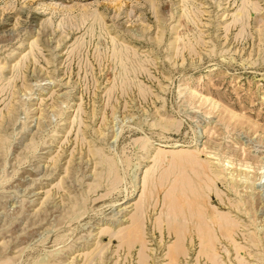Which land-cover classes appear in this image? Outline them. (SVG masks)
Segmentation results:
<instances>
[{
	"label": "rangeland",
	"instance_id": "1",
	"mask_svg": "<svg viewBox=\"0 0 264 264\" xmlns=\"http://www.w3.org/2000/svg\"><path fill=\"white\" fill-rule=\"evenodd\" d=\"M0 264H264V0H0Z\"/></svg>",
	"mask_w": 264,
	"mask_h": 264
},
{
	"label": "bare ground",
	"instance_id": "2",
	"mask_svg": "<svg viewBox=\"0 0 264 264\" xmlns=\"http://www.w3.org/2000/svg\"><path fill=\"white\" fill-rule=\"evenodd\" d=\"M173 148H174V147H173ZM178 151H179V150H178ZM158 152H159V151H158ZM160 152H161V151H160ZM162 152H163V151H162ZM162 152H161V153H162ZM173 152H175V151H173ZM183 152H185V150L182 151V154H183ZM187 153H188V152H187ZM182 154H181V155H182ZM185 154H186V153H185ZM185 154H183V155H184V156H183L184 158H185ZM186 155H187V154H186ZM192 155H193V154H192ZM178 156H179V155H178ZM178 156H177V157H178ZM187 156H189V154H188ZM195 156H196V155H195ZM179 157H180V156H179ZM181 157H182V156H181ZM183 157H182V158H183ZM189 157H190V156H189ZM190 158H192V157H190ZM198 158H199V157H198ZM187 159H188V158H187ZM179 160H181V158H179ZM182 160H183V159H182ZM185 160H186V159H185ZM188 160H189V159H188ZM204 161H206V160H204ZM204 161H201L202 164L204 163ZM188 162H190V161H187V163H188ZM192 162H193L194 165H197V166L199 165V163L197 162V158H195V157H193ZM190 164H191V163H190ZM193 164H192V165H193ZM206 165H207V161H206ZM208 165H209V164H208ZM208 165H207V166H208ZM197 166H196V167H197ZM202 166H203V165H202ZM207 166H206V167H207ZM192 167H193V166H192ZM199 167H201V166L199 165ZM199 167H197V168H199ZM203 167H204V166H203ZM206 167H205V168H206ZM111 168H112V167H111ZM207 168H208V167H207ZM202 169H203V168H202ZM210 169H211V168H210ZM205 170H207V169H205ZM192 171H193V170H192ZM200 172H201V170H200ZM212 172H213V171H212ZM197 173H198V172H197ZM208 173H209V172H208ZM213 173H214V172H213ZM213 173H212V174H213ZM194 174H195V172H194ZM200 174H202V173H200ZM206 174H207V173H206ZM206 174H205V176H206ZM212 174H211V175H212ZM203 175H204V174H203ZM196 176H197V175H196ZM209 176H210V175H209ZM197 177H198V176H197ZM202 177H203V176H202ZM161 178H162V176H161ZM204 178H205V177H204ZM204 178H203V180H204ZM206 179H207V177H206ZM206 179L204 180L205 182H206ZM211 179H212V178H211ZM200 180H201V179H200ZM200 180H199V181H200ZM207 182H209V181H207ZM207 182H206V183H207ZM211 182H212V181H211ZM158 183H159V181H158ZM206 183H205V184H206ZM188 184H190V183H188ZM203 184H204V182H203ZM205 184H204V185H205ZM171 185H172V184H171ZM195 185L198 186L199 183H198V184H195ZM201 185H202V184H201ZM208 185H209V184H208ZM172 186H173V185H172ZM197 186H196V187H197ZM192 187H193V186H192ZM167 188H168V193H169V187H167ZM185 188H186V187H185ZM188 188L192 189L191 187H188ZM197 188H198V187H197ZM193 189H194V187H193ZM173 190H175V188H173ZM203 190H204V189H203ZM205 190H206V189H205ZM191 191H192V190H191ZM198 191H199V190H198ZM171 192H172V191H171ZM173 192H174V191H173ZM173 192H172V193H173ZM199 192H201V190H200ZM204 192H205V191H204ZM206 192H207V191H206ZM206 192H205V193H206ZM168 193H167V195H168ZM182 193H183V192H182ZM190 193H191V192H190ZM164 194H165V192H164ZM188 194H189V192H188ZM196 194H197V193H196ZM199 194H200V193H199ZM206 194H207V193H206ZM167 195H165V196H167ZM190 195H192V194H190ZM197 195H198V194H197ZM202 195H203V194H202ZM202 195H201V196H202ZM163 196H164V195H163ZM168 196H170V195H168ZM204 196H205V195H204ZM207 196H208V195H207ZM171 197H173V195H172ZM181 197H182V196H181ZM185 198H186V196H185ZM194 198H195V196H194ZM198 198H199V196H198ZM163 199H164V198H163ZM169 199H171V198H169ZM198 200H199V199H198ZM170 201H172V200H169V202H170ZM184 201H185V200H184ZM191 202H192V201H191ZM199 202H200V201H199ZM170 203H171V202H170ZM167 204H168V203H167ZM185 204H186V203H185ZM195 204H196V203H195ZM198 204H199V203H198ZM198 204H197L196 206L199 207ZM136 205H137V204H136ZM171 205H172V204H171ZM230 205H231V204H230ZM139 206H140V204H139ZM166 206H167V205H166ZM186 206H187V204H186ZM231 206H232V205H231ZM137 207H138V206H137ZM169 207H170V205L168 206V208H167V207H166V208L169 209ZM171 207H172V206H171ZM200 207H201V206H200ZM139 208H140V207H139ZM172 208H173V207H172ZM187 208H189V206H188ZM195 208H196V207H195ZM173 209H174V208H173ZM186 210H187V209H186ZM139 211H140V209H139ZM167 211H168V210H167ZM170 211H172L171 208H170V210H169L168 212H170ZM180 211H181V210H180ZM188 211H189V210H188ZM213 211L215 212V210H213ZM137 212H138V211H137ZM168 212H166V213H168ZM172 212H173V211H172ZM191 212H192V210H191ZM194 212H195V210H194ZM197 212H198V211L196 210V213H197ZM201 212H202V211H201ZM214 212H213V213H214ZM140 213H142V212L140 211ZM166 213H165V214H166ZM192 213H193V212H192ZM228 213H229V212H228ZM194 214H195V213H194ZM198 214H199L198 216L200 217V216H201L200 213H198ZM216 214L220 215V220H219L220 222H219V221L217 222V218H218V217L215 215V216L217 217V218H215V219H216V223H215L216 226H215V227L213 226V227H214L213 229L210 227L211 223H210L209 226L207 225V223H208V222L206 221L207 218H204V217L201 218V217H200V219H198L199 222L196 221L194 224H191V223H190L191 225H194V230H192V231H195V232L197 233L198 237L201 238L200 235H203V234H205V233H209L211 229H212V230H216V229H217L221 234H223V233H225L224 231L227 230L228 226H232V225H234V224L236 223V222H234V220L230 219L231 216L228 218L227 215L225 216L223 213H222V215H221L220 212H219V213L216 212ZM229 214H230V213H229ZM236 214H237V213H236ZM236 214H235V215H236ZM248 214H249V213H248ZM248 214H247V215H248ZM169 215H170V214H169ZM188 215H190V213H189ZM172 216H173V214H172ZM190 216H193V215H190ZM196 216H197V215H196ZM196 216H195V217H196ZM198 216H197V218H198ZM210 216H212V215H210ZM133 217H134V215L132 216V218H133ZM141 217H142V216H140V215L137 213L136 216L133 218L134 224H133V225H130V226H132V227L134 226V227H135V226H137V225H139V224L141 225V223H142V222H141V220H142ZM182 217H184V216L182 215V216H181V219H182ZM185 217H188V216H185ZM195 217H194V218H195ZM212 217H213V216H212ZM236 217H237V216H236ZM171 218H172L171 216H167V218H166L167 221H165V222H167V224H165V225H169V224H170V222L172 221ZM174 218H175V217H174ZM232 218H233V217H232ZM209 219H210V218H209ZM215 219H214V220H215ZM238 219H239V218H238ZM191 220H192L191 217H189V219L186 218L185 221H183V220L181 221V220H180V222H182V223L184 222V223H183L182 226H180L181 228H179V230H181V229H182V230H183V229L185 230V229L187 228V226H188V222L191 221ZM194 220H195V219H194ZM130 221H131V218H130ZM173 221H174V220H173ZM208 221H209V220H208ZM155 222H156V221H155ZM157 222H160V221L157 220ZM180 222H179V220H178V224H179ZM237 222H238V221H237ZM239 222H240V221H239ZM171 223H174V222H171ZM180 224H181V223H180ZM208 224H209V223H208ZM212 224L214 225L213 222H212ZM155 225H156V223H155ZM158 225H159V224H158ZM236 225H237V223H236ZM239 225H240V224H239ZM141 226L143 227V225H141ZM234 226H235V225H234ZM234 226H233V227H234ZM167 227H168V226H167ZM178 227H179V226H178ZM188 227H189V226H188ZM235 227H236V226H235ZM190 228H192V226H191ZM209 228H211V229H209ZM230 228H231V227H230ZM105 229H106V228H105ZM128 229H129V228H128ZM134 229H135V228H134ZM171 229L174 230V229H176V228H171ZM236 229H237V228H236ZM118 230H119V229H118ZM129 230H131V228H130ZM129 230H128V231H129ZM179 230H178V231H179ZM190 230H191V229H190ZM238 230H239V229H238ZM119 231H121V230H119ZM123 231H124V230H123ZM142 231H143V230H142ZM167 231H168V229H167ZM227 231H230V230H227ZM232 231H233V230H232ZM232 231H231V232H232ZM107 232H108V231H107ZM125 232H126V230H125ZM125 232H124V233H125ZM169 232H171V231H169ZM172 232H173V231H172ZM172 232H171V234H172ZM176 232H177V231H175V233H176ZM183 232H184V231H183ZM188 232H189V230H188ZM195 232H194V236H195ZM234 232H235V231H234ZM122 233H123V232H122ZM122 233H121V234H118V235H119V236H118L119 238L123 236L124 233H123V234H122ZM142 233H143V232H142ZM177 233H180V232H177ZM181 233H182V232H181ZM190 233H191V232H190ZM212 233H213V232H211V234H212ZM227 233H228V232H227ZM185 234H186V233H185ZM185 234L182 235V236H183L182 238H184V235H185ZM216 234L218 235V232H217ZM115 235H116V234H115ZM121 235H122V236H121ZM176 235H178V234H176ZM207 235H208V234H206V236H207ZM223 235L225 236V234H223ZM226 235H227V234H226ZM229 235H230V234H229ZM233 235H234V234H233ZM116 236H117V235H116ZM132 236H133V235H132ZM136 236H137V235H136ZM185 236H186V235H185ZM211 236H212V235H211ZM177 237H178V236H177ZM179 237H181V234H180ZM221 237H222V236H221ZM228 237H229V236H228ZM182 238H181V240H182ZM186 238H187V236H186ZM212 238H213V237H212ZM219 238H220V237H219ZM222 238H223V237H222ZM229 238H230V237H229ZM232 238H233V237H232ZM245 238H246V237H245ZM175 239H179V238H176V237H175ZM187 239H188V238H187ZM208 239H209V237H208ZM208 239H207V240H208ZM216 239H217V238H215V240H216ZM258 239H259V238H258ZM189 240H190V239H189ZM195 240H196V239H194V241H195ZM200 240H201V239H199L198 241H200ZM228 240H231V238L228 239ZM121 241H122V240H121ZM186 241H187V240H186ZM211 241H212V240H211ZM232 241H233V240H231V242H232ZM259 241H260V240H259ZM178 242H179V241H178ZM183 242H184V241H183ZM206 242L210 243L209 240L206 241ZM206 242H205V243H206ZM229 242H230V241H229ZM198 243H199V242H198ZM233 243H234V242H233ZM122 244H123V243H122ZM179 244H181V243H179ZM191 244H192V243H191ZM199 244H200V243H199ZM202 244H203V241H202ZM182 245H183V244H182ZM208 245H209V244H208ZM232 245H233V244H232ZM210 246H211V243H210ZM173 247H174V246H173ZM175 247H177V246H175ZM175 247H174V248H175ZM180 247H182V246L180 245L178 249H182V250L184 249L183 247H182V248H180ZM192 247H193V246H192ZM198 247H199V246H198ZM201 247H203V246H201ZM213 247H214V246H213ZM231 247H232V246H231ZM203 248H204V247H203ZM209 248H210V247H209ZM176 250H177V248H176ZM176 250H175V251H176ZM185 250H186V249H185ZM238 250H239V246H238ZM240 250H241V249H240ZM177 251H178V250H177ZM180 251H181V250H180ZM208 251H209V250H208ZM233 251H234V249H233ZM140 252H141V251H140ZM181 253H183V252L181 251ZM185 253H186V252H185ZM237 253H238V252H237ZM138 254H140V253H138ZM212 254H213V252H212ZM212 254L210 253V257H211V258H213V257H212V256H213ZM216 254H217V253H216ZM247 254H248V253H247ZM165 255H166V254H165ZM175 255H176V254H175ZM182 255H183V254H182ZM201 255H202V254H201ZM201 255H200V256H201ZM203 255H205V253H204ZM198 256H199V255H198ZM138 257H139V256H138ZM207 257H209V255H208ZM215 257H216V256H215ZM142 258H143V257H142ZM203 258H204V257H203ZM205 258H206V256H205ZM209 259H210V258H209ZM207 260H208V259H207ZM218 260H219V259H218ZM172 261H173V260H172ZM235 261H236V260H235ZM213 262H214V261H213ZM238 263H239V262H238Z\"/></svg>",
	"mask_w": 264,
	"mask_h": 264
}]
</instances>
